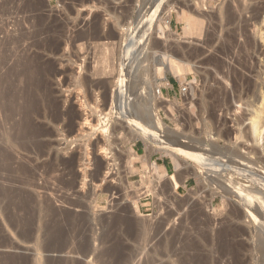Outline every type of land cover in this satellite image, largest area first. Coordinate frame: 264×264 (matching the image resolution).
Wrapping results in <instances>:
<instances>
[{
	"label": "rangeland",
	"instance_id": "rangeland-1",
	"mask_svg": "<svg viewBox=\"0 0 264 264\" xmlns=\"http://www.w3.org/2000/svg\"><path fill=\"white\" fill-rule=\"evenodd\" d=\"M152 1L0 0V93L13 86L19 106L34 103L28 116L36 134L27 148L18 141L14 146L4 144L8 148L3 145L13 160L10 166H0V264H264L260 247L264 233L251 224L257 220L246 215L238 196L227 194L224 184L206 180V174L186 178L185 187L169 195L166 182L177 173L172 158L152 152L145 139L137 140L139 127L145 126L141 119L146 113L141 108L150 103L146 95L153 89L149 78L166 54L190 64L192 71L182 77L167 72L164 81L153 85L162 98L157 112L164 126L190 144L198 138L205 147L215 146L220 154L231 147L241 151L226 139L218 140L216 130L237 131V117L248 110L238 102L242 90L235 88L236 75L262 80L258 86L264 88V10L253 18V9L261 8L264 0H205L204 6L200 0H186L192 11L205 15L199 17L201 35L194 36L185 35L186 20L174 10L177 3L186 4L184 0ZM230 6L237 24L220 14ZM148 9L156 10L154 25L140 57L143 50L134 43L153 15ZM142 14L146 17L139 26ZM192 50L200 52L197 60H192ZM208 58L216 61L210 67L201 64ZM131 69L136 70L129 73ZM252 69L258 79L249 74ZM4 74L12 76L3 84ZM1 99L0 107L5 105ZM126 99L135 102H131L134 110L142 115L126 112ZM206 104L213 109L215 122L201 113ZM168 105L171 112L166 110ZM3 107L0 124L8 131ZM103 112L108 113L104 119ZM138 148L141 157L131 159L128 170L126 155ZM187 161L199 171L196 163ZM150 162H157L161 175L167 173L163 165H171L167 177H158L161 201L153 191L154 180L159 179H150ZM108 164H116L119 175ZM230 178L236 183L242 180L232 173L224 181ZM180 180L184 182L182 176ZM99 184L104 185L94 197ZM149 186L146 194L143 189ZM136 193L142 195L141 216L130 203Z\"/></svg>",
	"mask_w": 264,
	"mask_h": 264
},
{
	"label": "bare ground",
	"instance_id": "bare-ground-1",
	"mask_svg": "<svg viewBox=\"0 0 264 264\" xmlns=\"http://www.w3.org/2000/svg\"><path fill=\"white\" fill-rule=\"evenodd\" d=\"M188 1V0H187ZM187 1L184 0L183 2L186 3V4H182V3H177L178 5H176L174 8L175 11L179 10L178 13L179 15L183 16V18L186 20V26H185V35L186 36H194V35H201V32H202V26H201V19L199 18L200 15H202V13L200 14L199 13H196L195 11H192V9L190 8L189 5H187ZM202 1V2H201ZM235 0H233L234 2ZM237 1V0H236ZM235 1V2H236ZM245 1V0H244ZM154 2V0L152 1ZM159 2V1H158ZM158 2L156 1V4H158ZM201 2V3H200ZM200 5L204 6V3H205V0H200ZM242 2V1H241ZM254 2V1H253ZM246 3V2H244ZM261 3V2H260ZM259 3V4H260ZM153 4V3H152ZM151 4V6H152ZM206 4V3H205ZM258 4V5H259ZM159 5V4H158ZM157 5V6H158ZM207 5V4H206ZM235 5V3H234ZM245 5V4H244ZM261 5V4H260ZM263 5V4H262ZM261 5V8H259L260 6L256 7L253 9V12H254V15L255 19L258 18V15H259V12L264 10V5L262 6ZM157 6L155 7V9L157 8ZM168 6V5H167ZM201 6V7H202ZM236 6V5H235ZM153 7V6H152ZM206 7V6H205ZM161 8L160 5L158 7V9ZM168 8V7H167ZM157 9V10H158ZM234 9V8H233ZM245 9V8H244ZM250 9V8H249ZM152 10V8H151ZM154 10V9H153ZM190 12V14H192L191 16L192 17H188V14H187V11ZM197 10V9H196ZM226 13L223 14V13H220L222 16H227V18L229 19V22L231 23H234L238 18L236 17V13L233 12L231 6L230 8L226 9ZM235 10V9H234ZM238 10H240L238 8ZM148 11H150L148 9ZM159 11V10H158ZM157 11V12H158ZM199 11V10H198ZM151 12V11H150ZM152 12H156L155 11H152ZM151 12V13H152ZM161 12V11H160ZM203 12V11H202ZM223 12V11H222ZM251 12V11H250ZM150 13V14H151ZM242 13V11H241ZM244 13V12H243ZM247 13V12H246ZM264 13V12H263ZM146 14V13H145ZM153 14V13H152ZM157 14V13H155ZM251 14V13H250ZM148 15V14H147ZM161 15V14H160ZM237 15H238V12H237ZM155 15H150V19L148 20L147 18V22L145 23V27H143L141 30H139V34L136 36V40H135V43L134 45H137L139 46L138 48L142 49L140 52V57H142L141 55L143 54L144 50L147 48V41H148V37H149V32L151 31V26L154 25L153 23V20L152 18L154 17ZM203 17H205V15L203 14L202 15ZM216 16V15H215ZM239 16V15H238ZM146 17L144 14H142L140 16V19H141V22L139 23V26L142 25L143 23V18ZM202 17V18H203ZM214 17V16H213ZM220 16H218L219 18ZM155 18V17H154ZM211 18V17H210ZM217 18V19H218ZM221 18V17H220ZM241 18V17H240ZM160 19V17H159ZM158 19V20H159ZM212 19V18H211ZM215 19V18H214ZM213 19V20H214ZM224 19V18H223ZM253 19V20H255ZM156 20V19H155ZM221 19H219L218 21L220 22ZM245 20V19H244ZM247 20V19H246ZM157 21V20H156ZM215 21V20H214ZM225 21H227V19H225ZM239 21V19H238ZM256 21V20H255ZM213 22V21H212ZM216 22V21H215ZM213 22V23H215ZM158 23V22H157ZM211 23V22H210ZM166 24H168V22H166ZM229 24V23H228ZM227 24V25H228ZM236 24H237V21H236ZM240 24V22H239ZM138 25V24H137ZM226 25V26H227ZM234 25V24H233ZM244 25V23H243ZM143 26V25H142ZM235 26V25H234ZM233 26V27H234ZM240 26V25H239ZM169 27V26H167ZM241 27V26H240ZM232 28V27H231ZM235 28V27H234ZM256 28V27H255ZM161 29V28H160ZM247 29V28H246ZM162 30V34H166V32H164L163 29ZM160 30V31H161ZM245 30V29H244ZM262 31V30H261ZM1 32V31H0ZM171 29H168V36L170 37L171 34ZM247 32V31H246ZM242 33V32H241ZM22 34V33H21ZM10 35V34H9ZM14 35V34H13ZM136 35V34H135ZM211 35V34H210ZM230 35V34H229ZM22 36V35H21ZM173 36V35H172ZM236 36V35H235ZM11 37V36H10ZM215 37V36H214ZM135 38V37H134ZM229 38V37H228ZM231 38V37H230ZM236 38V37H235ZM16 39V38H15ZM19 39V38H18ZM17 39V40H18ZM209 39V38H208ZM30 40V39H29ZM227 40V39H226ZM24 41V40H23ZM134 41V39L132 40ZM208 41V40H207ZM17 42V41H16ZM19 42V41H18ZM26 42V41H24ZM131 42V41H130ZM7 43V42H6ZM12 42H10V45H11ZM211 43V42H210ZM15 44V42H14ZM19 44V43H18ZM106 44V43H105ZM208 44V43H207ZM212 44V43H211ZM209 44V45H211ZM6 45V44H5ZM16 45V44H15ZM130 45H133V44H130ZM229 45V44H228ZM227 45V46H228ZM17 47V46H16ZM208 47V46H207ZM222 47V46H221ZM2 48V47H1ZM4 48V47H3ZM6 49V48H5ZM4 50V49H3ZM129 50V49H128ZM197 51V50H196ZM200 51V50H199ZM3 52V51H2ZM131 51H129V54L131 55L130 53ZM192 52V57L194 59L192 60H197L201 55H200V52L198 54V52L195 53V51L193 52V50L191 51ZM241 52V51H240ZM166 53V51H165ZM184 53V52H183ZM203 53V51L201 52V54ZM186 54V53H185ZM189 54V53H188ZM205 54V53H204ZM7 55V53H6ZM184 55V54H183ZM129 56V55H128ZM133 57V55H131ZM130 56V57H131ZM144 56V55H143ZM189 55H187L186 59L188 58ZM127 57V56H126ZM134 57H136L134 55ZM133 57V59H134ZM182 57V56H181ZM185 57V55H184ZM183 57V58H184ZM191 57V56H190ZM208 57V56H207ZM128 58V57H127ZM144 58V57H143ZM142 58V59H143ZM206 58V57H205ZM213 58V57H212ZM131 59V58H130ZM128 59V62L132 61ZM140 59V58H139ZM185 59V58H184ZM182 59V60H184ZM6 60V59H5ZM114 60V58H113ZM118 60V59H117ZM144 60V59H143ZM141 62V60H139ZM139 61H138V64H139ZM146 61V59H145ZM179 61V60H178ZM188 61V59H187ZM203 61V60H202ZM19 62V61H18ZM22 62V61H21ZM24 62V61H23ZM216 62V61H215ZM211 58H208V59H205L203 61V63L201 64H204L207 66H211L212 64L215 63ZM241 62V61H240ZM8 63V62H7ZM132 63V62H131ZM130 63V64H131ZM143 63V62H142ZM142 63H140L142 65ZM250 63V62H249ZM19 64V63H18ZM25 64V63H24ZM129 63L126 64L127 66H131ZM219 64V63H218ZM217 64V66H218ZM5 65V64H4ZM17 65V64H16ZM20 65V64H19ZM112 65V64H111ZM241 65V64H240ZM250 65V64H249ZM10 66V65H9ZM25 66V65H24ZM27 66V65H26ZM25 66V67H26ZM31 66V65H30ZM140 66V65H139ZM138 66V67H139ZM32 67V66H31ZM204 67V66H203ZM225 67V66H224ZM243 67V66H242ZM4 68V67H3ZM1 68V69H3ZM16 68V67H15ZM21 68V67H20ZM95 68V67H94ZM127 68V67H126ZM141 68V67H139ZM138 68V69H139ZM214 68V67H213ZM218 68V67H217ZM216 68V69H217ZM241 68V67H240ZM247 68V67H246ZM14 69V68H13ZM28 69V68H27ZM32 69V68H31ZM96 69V68H95ZM105 69V68H104ZM128 69V68H127ZM143 69V68H141ZM141 69H139L141 71ZM225 69V68H224ZM248 69V68H247ZM250 69V68H249ZM97 70V69H96ZM107 69H105L106 71ZM130 70V69H129ZM134 70L136 69H131V71H129V73H134ZM215 70V69H213ZM25 72V70H23ZM33 71V70H32ZM35 71V70H34ZM45 71V70H44ZM98 71V70H97ZM112 71V70H110ZM133 71V72H132ZM138 71V70H137ZM135 71V72H137ZM192 71V68L190 66V64H186L184 63V61H179L177 62L176 60H174L173 58H171L170 56L166 55V54H163V59H161V61H157L156 65L154 66V73L151 75V78H149L150 80V83H151V86L152 88L154 89V87L160 83V80L164 81L165 80V76H166V73L167 72H171V73H174L175 75L177 76H185V74H187V72H190ZM219 71V70H218ZM248 71V70H247ZM4 72V71H3ZM47 72V71H46ZM100 72V71H99ZM227 72V71H225ZM2 73V72H1ZM106 73V72H104ZM108 73V72H107ZM115 73V72H114ZM138 73V72H137ZM141 73V72H139ZM144 73V72H143ZM146 73V71H145ZM216 73V72H214ZM234 73V72H233ZM247 73V72H246ZM22 74V72H21ZM38 74V73H37ZM98 74V73H97ZM113 73H111V76H112ZM249 74L252 76V77H255L256 79L259 78V76L254 72V69L252 70H249ZM255 74V75H254ZM5 76H3L4 78L2 79V83L4 84L5 82H8L9 80V77L10 75H6L4 74ZM19 75V74H18ZM24 75V74H23ZM28 75V74H27ZM92 75V74H91ZM107 75V74H106ZM114 75V74H113ZM130 74H128L129 76ZM135 76V74H132ZM130 76V77H133V76ZM220 75V74H219ZM218 75V76H219ZM248 75V74H247ZM260 75V73H259ZM12 76V75H11ZM14 76V75H13ZM36 76V75H35ZM40 76V75H39ZM94 76V75H93ZM109 76V75H108ZM110 76V77H111ZM125 76V75H124ZM147 76V75H146ZM237 76V79L236 81H238V83L235 84V88L236 87H239L241 89L239 90H242L240 95L238 96V102H240V104L242 103V105L248 109L247 111H244L242 113L241 116L237 117L236 119V124L234 122L235 125L238 126L239 129H237V131H233L231 130L230 128H226L225 126H227V119L222 122L223 123V126L226 128V129H217V137H218V140L219 139H226L228 142H230V144L234 145L235 147L238 146L240 148V152L237 151L236 149H233L232 147L231 148H228V150H226V154L222 153L220 154L221 150L218 151L216 148L217 147H205L203 144H201L197 138V140H195V142H192L191 141V144L188 142H186V140H183L182 138H179L175 135H172L171 131H169L165 126H164V123L162 122L158 112H157V102H159L158 100H161V96L160 94L153 89H151L150 87H146V88H150V92H149V95H146L148 97H150L151 99H147V100H150V103L148 105H146V107H143L141 108V105L138 106H135L137 107L136 109H142L141 113L143 114L144 112L146 113L144 117H142L141 120H143L144 123H142L143 125L145 126H141L139 127V130H138V133L137 134V140L138 138H143L147 141L148 145L151 147L152 149V152L154 153H160L161 155L163 156H170L175 164V167H176V174L175 175H172L171 177H169V180L168 182H166L167 186L169 187V195L171 194V196L173 195H177L178 194V190L180 187H185L184 184H185V179L188 178V177H191V176H196L197 178H199V174H203V176L205 177V174H206V180H211V181H218L219 183H222L225 185V190L226 192H228L227 194H234L236 196H238L241 201H242V207L244 208V210L246 211V215H248L250 218L252 219H256L257 221H253V224L254 227L256 228V230H258L259 232H263L264 233V212L262 211V206L264 205V88L263 86L260 87L258 86V82L262 81H254L252 80V78L248 77H244L243 75H236ZM1 77V76H0ZM24 77V76H23ZM97 77H100V76H97ZM117 77V76H116ZM115 77V78H116ZM126 77V76H125ZM261 77V76H260ZM19 78V77H18ZM21 78V77H20ZM124 78V77H123ZM122 78V79H123ZM137 78V77H136ZM114 79V78H113ZM128 79V78H127ZM126 79V80H127ZM135 79V78H134ZM145 79V77H144ZM147 79V78H146ZM12 80V79H11ZM20 80V79H19ZM23 80V79H22ZM29 80V79H28ZM116 81V80H115ZM134 81V80H132ZM223 81V80H222ZM25 82V81H24ZM44 82V81H43ZM131 82V81H130ZM149 82V81H148ZM224 82V81H223ZM226 82V81H225ZM224 82V83H225ZM1 83V82H0ZM11 83V82H10ZM37 84V81L34 82L33 84ZM126 83V82H125ZM263 85H264V82H262ZM146 84V83H145ZM219 84V82H218ZM222 84V83H221ZM8 85V83H7ZM6 85V86H7ZM11 86L13 85L10 84ZM125 85V84H124ZM144 85V84H143ZM142 85V86H143ZM154 85V87H153ZM161 85V84H160ZM159 85V86H160ZM226 85V84H224ZM3 86V85H2ZM5 86V85H4ZM5 86V88H6ZM128 86V85H127ZM126 86V87H127ZM141 86V85H140ZM149 86V85H147ZM229 86V85H228ZM227 86V87H228ZM1 87V86H0ZM8 87V86H7ZM158 87V86H157ZM15 87H8L7 89H5L4 93H0L2 99H4L5 101V105H1V107H3L2 111L6 112L5 114H7V117L5 115L4 116V119H2L6 124H8L9 126V129H10V132H9V129L8 131L4 128V126L2 125L3 122H1L2 124H0V166L2 167L3 165L5 164H8L9 166L12 164V160H13V157L10 155V151L8 152V149L6 150L5 148H8L7 146L5 147V145L9 144V145H17V141H18V144L23 146V147H28L30 143H32L33 141V136L35 138V135H33V124L32 122L29 121V109L32 111V108L31 106L34 105V103L32 104L31 102H26L23 106H19L18 103H17V98L19 97H15V93L13 94V89ZM37 88V87H36ZM125 88V87H124ZM128 88V87H127ZM145 88V87H144ZM222 88V87H221ZM230 88V87H229ZM0 89L3 90V88L1 87ZM30 89V88H29ZM133 89V88H132ZM141 89V88H140ZM227 89V88H226ZM131 90V88H130ZM146 90V89H144ZM232 90V89H230ZM1 91V90H0ZM17 91V90H16ZM128 91V90H127ZM3 92V91H1ZM18 92V91H17ZM29 92V91H28ZM123 92V91H122ZM129 92V91H128ZM134 92V91H133ZM132 92V94H133ZM144 92V91H143ZM148 92V90H147ZM228 92V90H227ZM234 92V91H233ZM130 93V92H129ZM224 93V92H223ZM127 94V92H126ZM138 94V93H137ZM134 93V95H137ZM144 94H146L144 92ZM148 94V93H147ZM219 94V93H218ZM19 95V94H18ZM129 95V94H128ZM127 95V96H128ZM141 95V94H140ZM215 95V92L211 95V98L212 96ZM233 95V94H231ZM118 96V95H117ZM126 96V97H127ZM210 96V95H209ZM229 96V95H228ZM31 97V96H29ZM131 97V95H130ZM137 97V96H135ZM134 97V100H137L135 99ZM139 97V96H138ZM140 97H144V96H140ZM225 97V96H224ZM27 98V96L25 97ZM32 98V97H31ZM28 101H30V99ZM122 98L124 97H121V100H123ZM147 98V97H146ZM145 98V99H146ZM210 98V99H211ZM1 99V98H0ZM1 99V101L3 102L4 104V101ZM131 98H129L130 100ZM133 99V97H132ZM141 99V98H140ZM117 100V99H116ZM127 100V99H126ZM209 100V99H208ZM232 100V98H231ZM26 101V100H25ZM32 101V100H31ZM162 101V100H161ZM207 101V100H206ZM218 101V100H217ZM234 101V100H233ZM232 101V102H233ZM236 101V100H235ZM1 102V103H2ZM34 102V101H33ZM122 102V101H121ZM133 102L132 100L131 101H124V104H123V109L126 111V112H131L133 115H135L136 113V116H139V115H142V114H138L137 110H134V106L133 104L135 102H133V104L131 103ZM147 102V101H146ZM170 102V101H168ZM225 102V101H224ZM24 103V102H23ZM142 103V102H141ZM148 103V102H147ZM204 103V102H203ZM218 103V102H217ZM136 104V103H135ZM140 104V103H139ZM209 104V103H208ZM235 104V102H234ZM240 104L238 106H240ZM220 105V104H219ZM241 105V107H242ZM38 106V105H37ZM122 106V105H121ZM0 107V108H1ZM211 107V106H210ZM231 107V106H230ZM201 108V107H200ZM223 108V107H222ZM35 109V108H33ZM122 109V108H121ZM122 109V111H123ZM140 109V110H141ZM226 109V108H225ZM239 109V107H238ZM245 109V108H244ZM166 110L168 112H171V109H170V106L168 105L166 107ZM240 110V109H239ZM1 111V109H0ZM135 111V113H134ZM3 112V113H4ZM29 112V113H28ZM118 113V112H117ZM201 113H205L207 114L208 116V119L212 120L215 122L214 120V113H213V109H210L208 107V105L206 104L205 106H203V109L201 111ZM238 113V112H237ZM240 113V112H239ZM2 114V113H0ZM103 114H105L103 112ZM119 114V113H118ZM128 114V113H126ZM108 115L105 114L103 115L104 117H102V115L100 117H102L103 119ZM228 115V114H226ZM2 116V118H3ZM18 116H20L21 118L19 119ZM126 116V115H125ZM132 115H130L131 117ZM235 116V115H234ZM18 118L19 121L15 118ZM123 118V117H122ZM139 119V117H137ZM226 118V117H225ZM103 119H101L103 121ZM124 119V118H123ZM32 120V119H31ZM219 121V120H218ZM101 122V121H100ZM133 122V121H132ZM131 122V123H132ZM4 123V124H5ZM135 123V122H134ZM221 123V124H222ZM233 123V122H232ZM5 124V125H6ZM127 124V123H126ZM137 125V124H136ZM208 125V124H207ZM222 126V125H220ZM235 126V127H237ZM207 127V126H205ZM210 127V126H209ZM36 128V126H35ZM208 129V128H207ZM206 129V130H207ZM210 129V128H209ZM208 129V130H209ZM35 130V129H34ZM101 130V129H100ZM102 131V130H101ZM106 131V130H105ZM11 132H14L11 133ZM104 132V131H103ZM136 132V131H135ZM37 133V132H36ZM236 133V134H235ZM134 134V133H133ZM233 134H235V141L232 142V137H233ZM180 135V134H178ZM201 135L200 134H196L197 137H199ZM38 138V137H36ZM136 138V137H135ZM214 138V136H213ZM216 138V137H215ZM214 138V139H215ZM185 139V138H184ZM68 141V140H67ZM201 141V140H200ZM20 142V143H19ZM5 144V145H4ZM35 144V143H34ZM209 144V143H208ZM215 144V142L213 143ZM4 145V147H3ZM212 145V144H211ZM20 146V147H21ZM19 147V146H18ZM30 147V146H29ZM13 148H11L12 150ZM24 149V148H23ZM118 151H121L120 148H117ZM10 150V149H9ZM14 150V149H13ZM104 150V149H102ZM106 151H107V147H106ZM108 152V151H107ZM106 152V153H107ZM116 153V152H115ZM108 156V155H107ZM141 157L139 154L136 153V151H134V149H131L129 151V153L126 155V164H127V169L130 170L131 169V159L133 158H139ZM112 157H110L109 159H111ZM187 159H189L190 161L194 162L197 164V166L200 168L199 171H196L192 166L191 164L187 161ZM10 163V164H9ZM116 163V162H115ZM118 163V162H117ZM113 166V170H114V174L115 175H119V170L118 168L115 167L116 164H108V166ZM6 166V165H5ZM4 167V166H3ZM115 167V168H114ZM149 167H150V171L149 173L153 174L155 177L157 176V178H163V177H167L168 174L165 173L163 175L160 174V171L158 169V165H156L155 163H149ZM109 171V170H108ZM232 173H235V174H238L240 177H241V181L240 183H236L235 181L233 182V179L230 178V180L228 181H224V178L225 176H230L232 177ZM109 173H106V176L108 175ZM113 174V175H114ZM180 176H182L184 178V182L180 180ZM158 178V179H159ZM106 178L102 179V182L105 180ZM153 180V179H152ZM151 180V181H152ZM160 180L162 179H159L157 180L155 178V186H154V189L153 191L155 190V196H157L158 200L161 201V197L159 194L162 195V193L158 190H160ZM151 181H149L151 183ZM153 181V182H154ZM152 182V183H153ZM149 183V184H150ZM162 183V182H161ZM104 184H99V185H96V188H95V196L94 197H97L98 195V191L99 189L103 186ZM153 185V184H151ZM146 186V185H145ZM166 186V187H167ZM143 187V186H142ZM162 187V186H161ZM150 190V188L152 187H144L143 189V192L144 190L146 191L145 193L147 194V190L148 189ZM218 188V187H217ZM98 189V190H97ZM158 189V190H157ZM142 190V189H141ZM152 190V189H151ZM218 190L220 191V189L218 188ZM157 191V193H156ZM140 192V191H139ZM142 192V193H143ZM160 192V193H158ZM150 193V192H149ZM148 193V194H149ZM152 193V192H151ZM140 195H137L136 193V197H134L130 203H132V207H134L133 209L135 210L136 213H138L140 216H141V213H140V207H139V200L141 198V193H139ZM3 195V194H2ZM145 195V194H144ZM152 195V194H151ZM165 195H163L162 197H164ZM2 197V196H1ZM10 197V196H9ZM118 197V196H117ZM117 197H113V198H116ZM225 199H227L226 196H224ZM8 198V197H7ZM167 198V197H166ZM169 198V197H168ZM168 200V199H167ZM26 201V200H25ZM155 201V200H154ZM164 201V200H163ZM170 202L172 201L171 199L169 200ZM174 201V200H173ZM128 202V201H127ZM128 202V203H129ZM168 202V201H167ZM226 202V201H225ZM94 203V202H93ZM186 203V201L184 202ZM141 204V203H140ZM171 204L174 205V202H171ZM121 206V204H119ZM170 205V204H169ZM168 205V206H169ZM117 206V204H116ZM26 207V206H25ZM178 207V206H177ZM209 207L212 208L211 206V203L209 204ZM31 208V206H30ZM40 208V207H38ZM162 209V207H160ZM41 211V210H40ZM135 213V214H136ZM144 227V226H143ZM145 229V228H144ZM28 230V229H27ZM24 233V232H23ZM32 233V232H31ZM25 234V233H24ZM21 236V235H20ZM31 236V235H30ZM24 237V236H23ZM25 238V237H24ZM27 239V238H26ZM1 247V246H0ZM7 247V246H6ZM261 250L262 252H264V239L262 240L261 242Z\"/></svg>",
	"mask_w": 264,
	"mask_h": 264
},
{
	"label": "crops",
	"instance_id": "crops-1",
	"mask_svg": "<svg viewBox=\"0 0 264 264\" xmlns=\"http://www.w3.org/2000/svg\"><path fill=\"white\" fill-rule=\"evenodd\" d=\"M135 151L137 152V154L141 153L142 149L138 148L135 149ZM163 167L166 169L167 173L171 170V165L169 163L164 164ZM158 169L160 171V167L158 166Z\"/></svg>",
	"mask_w": 264,
	"mask_h": 264
},
{
	"label": "built area",
	"instance_id": "built-area-1",
	"mask_svg": "<svg viewBox=\"0 0 264 264\" xmlns=\"http://www.w3.org/2000/svg\"><path fill=\"white\" fill-rule=\"evenodd\" d=\"M157 165V162H154ZM150 179H154V175L150 176Z\"/></svg>",
	"mask_w": 264,
	"mask_h": 264
}]
</instances>
